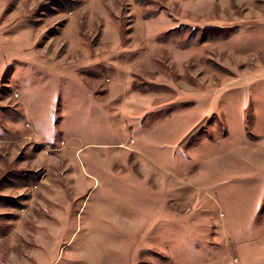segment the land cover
I'll return each instance as SVG.
<instances>
[{
    "label": "rangeland",
    "instance_id": "1",
    "mask_svg": "<svg viewBox=\"0 0 264 264\" xmlns=\"http://www.w3.org/2000/svg\"><path fill=\"white\" fill-rule=\"evenodd\" d=\"M254 105L264 0H0V264H264Z\"/></svg>",
    "mask_w": 264,
    "mask_h": 264
},
{
    "label": "crops",
    "instance_id": "2",
    "mask_svg": "<svg viewBox=\"0 0 264 264\" xmlns=\"http://www.w3.org/2000/svg\"><path fill=\"white\" fill-rule=\"evenodd\" d=\"M223 88L221 87L220 89H218V90H215V91H213L214 93H215V95L217 96L218 94L220 95V93L223 91L222 90ZM245 94H246V92H245ZM218 98H216V100H217ZM214 100V99H213ZM212 105H208V106H210L209 107V110H208V112H209V115L210 114H214V112H215V109H216V107L217 106H219V105H213V103H211ZM197 106H199V105H197ZM228 106V105H227ZM240 106V110H243V108L244 109H246V108H248V106H250V105H239ZM151 108L152 107V105H145V109L146 108ZM220 108H225L226 107V105H220L219 106ZM243 107V108H242ZM254 111H256V112H254V117H255V119H254V124L255 125H257V126H264V105H254ZM212 114V115H213ZM200 115H201V113H200ZM206 118V116H204V118H202V120H200V121H198V119H194V122L193 123H191V125L193 126H195V125H198V126H200L202 123H204V121L206 120L205 119ZM198 121V122H197ZM187 137V135L186 136H184V138H186ZM245 141V142H244ZM248 141V142H247ZM243 142H244V145L246 144L247 145V143H248V145L249 144H252V143H250V142H254V145H256L257 147H255L254 149H255V152H252V151H250V150H252V149H248L249 151H246V153L247 154H249V155H253L254 157H255V159H256V161H257V164H256V167H254V168H256V169H258V170H260V173L262 174V176L264 177V130H261V131H259V133H258V135L255 137V139L254 140H251V139H248V138H246V137H244V139H243ZM134 144H135V142H134ZM137 150H138V148H137ZM261 151V152H260ZM250 152V153H249ZM141 167H142V165L140 166V170H141ZM137 169H139V168H137ZM239 172H240V174H242V175H244L245 176V178L248 176L246 173H247V167H245V168H240V170H239ZM190 199L191 198H188V199H186V200H181L179 197L176 199V203L177 204H179V205H182L184 202H188V201H190ZM171 203H173L174 201L173 200H171L170 201ZM198 205V204H197ZM198 207H199V205H198ZM167 214V213H166ZM166 214L164 213V214H157V215H141V214H137V213H134V215H132V216H129V217H127L128 218V221H129V227H131L132 229H133V232H144L145 231V229L147 230V231H150L152 228L153 229H155V228H157L158 229V231H159V233H161L160 235H158L157 236V238L158 239H160V240H162L163 242L166 240V243H168L169 242V244H170V247L172 248V243L174 244L173 246L174 247H181L182 246V243H181V239H182V237H176L177 235H178V232L177 231H175L174 233H173V235L175 236H171L170 237V230H171V227L169 228V227H167V223L171 220L170 219V217H167L166 216ZM179 215V216H178ZM198 214L196 213V215H182L181 213H176V217H175V219H174V223H176V222H178V220H179V222H181V221H184L185 219H190L191 220V222H193L195 219H194V217L195 216H197ZM140 216H142V217H140ZM199 216V215H198ZM112 218H117L116 216H112ZM123 218H125L124 216H123ZM140 218H142V219H140ZM204 219V221H207L208 219H210L209 217L208 218H203ZM198 221L200 222H203L204 223V221L203 220H199L198 219ZM146 222H147V226L145 227V224H146ZM140 223H142V224H140ZM203 225V224H202ZM202 225L200 226V224H198L197 226H194L195 228H201L202 227ZM175 227H176V225H175ZM193 227V226H192ZM182 226L181 227H179V229H181V231H182ZM169 229V230H168ZM174 230H176L175 228H173L172 230H171V232H173ZM245 231H246V229H245ZM171 235H172V233H171ZM186 235H190V233H189V231H188V233L186 234ZM185 235V236H186ZM149 237V236H148ZM141 239V238H140ZM194 240H193V242H191V241H189V240H187L185 237H183V240H186V242H188L189 243V246L191 247V251L192 252H195L196 251V247H197V244L199 245V241L198 240H196L195 238H193ZM209 242H205V246L207 245V246H209ZM152 248V247H151ZM147 249H150V248H147ZM146 249V250H147ZM181 249V248H180ZM141 255H142V253H141ZM167 255L169 256L168 257V259L170 258V257H173L174 256V253L173 252H168L167 253ZM142 257V256H141ZM138 260H139V256L137 257V260H136V262H135V264L138 262ZM162 262H164L162 259H160ZM152 264V263H151ZM193 264H196V263H194L193 262Z\"/></svg>",
    "mask_w": 264,
    "mask_h": 264
}]
</instances>
